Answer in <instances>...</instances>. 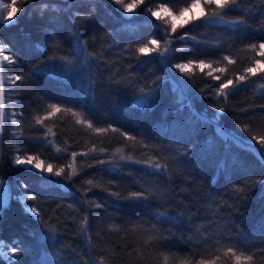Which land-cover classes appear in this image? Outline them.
Listing matches in <instances>:
<instances>
[{"label":"trees","instance_id":"obj_1","mask_svg":"<svg viewBox=\"0 0 264 264\" xmlns=\"http://www.w3.org/2000/svg\"><path fill=\"white\" fill-rule=\"evenodd\" d=\"M191 3L26 0L0 23V264H264V0Z\"/></svg>","mask_w":264,"mask_h":264},{"label":"snow or ice","instance_id":"obj_2","mask_svg":"<svg viewBox=\"0 0 264 264\" xmlns=\"http://www.w3.org/2000/svg\"><path fill=\"white\" fill-rule=\"evenodd\" d=\"M26 2V0H19V5H17V0H11V3H3L0 2V23L3 24H9V23H14V17L16 15L17 12H19L22 9L23 4ZM114 2L119 5L122 10L126 13H131L133 12L137 7H139V5L142 3V0H130L129 3H125V0H114ZM205 5H216V9L217 10H213L212 11V18H221L222 19V14L221 11H219V9H225V8H231V6L236 5L237 4V0H219V2H217V0H203ZM201 5V0H192V3L185 8L179 9L178 10V17H182L184 15L185 12H189L192 9L199 7ZM46 7V6H45ZM163 7V6H162ZM146 11L151 12L152 15H156V12H154L151 8L146 9ZM164 11L168 12L169 16H172L173 13L171 12V10L164 8ZM201 12L203 13V8L201 9ZM195 13H193V19H195ZM160 19H163V17H160ZM166 24L167 23H171V21H164ZM185 23H187V21H185ZM235 23H244V21L240 20V21H236ZM183 25H181L182 27ZM176 27L177 25L175 23H171V30L173 32L176 31ZM181 39H183L184 37L181 36ZM152 44H156V41L153 40L151 41ZM7 46L0 43V80H2L4 78V67L5 65L2 63L4 61L7 62V64H12L15 63L14 58L9 57L4 55L3 53V49H5ZM251 49L255 50L256 49V45L252 44L249 46ZM259 48L264 50V43H261L259 45ZM146 50L148 51H154L155 49H148L147 45H144L142 47H140L138 49L139 52H145ZM167 50V49H165ZM260 55L264 56V51H262L260 53ZM224 59H228V57H224ZM231 62V61H230ZM191 63V61L189 62V64ZM257 63H259V61H257ZM200 66H204V62L200 61ZM176 67L178 69H180L181 71H184L185 68L188 67V65L186 64H178L176 65ZM210 67V65H209ZM222 71V69H221ZM246 71L251 72L253 71L251 68L246 69ZM9 79H11V77H9ZM21 77L19 75L15 76V80H20ZM217 79H219V77H217ZM241 80L244 79L243 76L240 77ZM232 81L228 80L226 83L220 85L219 87V94L220 95H224L226 96L227 93L224 92V89L228 87L229 84H231ZM49 107L54 111V112H58L60 111V107L56 104H51L49 105ZM3 109V104L2 102H0V110ZM219 111L223 112L224 109L221 108L219 109ZM75 115V113H74ZM38 122H39V118H37ZM13 123H16V121H13ZM89 127H91V124H89ZM97 131H103L98 129ZM253 139H255V137H253ZM261 145H264V138L261 139L260 141ZM75 156V154H73ZM261 157L262 159H264V153H261ZM16 164H24L25 160H22L19 156H17L15 158L14 161ZM27 163L31 164L32 163V157H28L27 158ZM155 167H160L159 165H154ZM36 167H39V165H36ZM51 170V166L49 165V169ZM61 171H63V169H61ZM57 175L60 174V172L56 173ZM75 174V169H73V173ZM89 184L92 183V181H88ZM140 195H142L141 193H131L130 196L131 197H139ZM27 200H33L35 199V197L33 196H27L26 197ZM28 211L32 212L35 215H39V213L37 212V210L35 208H29ZM86 224H87V217H85L84 221L81 223V229L84 230L86 228ZM111 227V226H110ZM149 239H155V237H149ZM5 247L4 243L2 241H0V255H3L2 249ZM17 249L15 247L12 248V252H16ZM217 251L219 252L220 249H217ZM226 256L231 254V256L234 258V262L235 264H249V262H251L253 260V254H248L245 255L243 252H240L239 254H237L233 248L229 247L226 252L224 253ZM217 259H219V257H217ZM165 260H168V257L165 256ZM11 264V262H10ZM101 264H103V259L101 260ZM181 264H191L190 260H183L181 262ZM198 264H215V260L212 261H207V260H200L198 261Z\"/></svg>","mask_w":264,"mask_h":264},{"label":"water","instance_id":"obj_3","mask_svg":"<svg viewBox=\"0 0 264 264\" xmlns=\"http://www.w3.org/2000/svg\"><path fill=\"white\" fill-rule=\"evenodd\" d=\"M0 102H2L3 104V109L0 110V140H1L7 123L4 78L0 80Z\"/></svg>","mask_w":264,"mask_h":264},{"label":"rangeland","instance_id":"obj_4","mask_svg":"<svg viewBox=\"0 0 264 264\" xmlns=\"http://www.w3.org/2000/svg\"><path fill=\"white\" fill-rule=\"evenodd\" d=\"M197 8L198 7L194 8V9H197ZM186 13H190V11L189 12H186ZM83 68L84 67H82L81 69H83ZM70 72H71V69L67 67L65 73L67 75H69ZM78 78H79L78 80L81 81L82 77L79 76ZM8 198H9V193L7 191V187L4 186L3 184H0V211H1L2 206H4L7 203ZM2 252H3V255H0V257L5 258V259H8L10 253H8V251L5 250V248L2 249Z\"/></svg>","mask_w":264,"mask_h":264},{"label":"bare ground","instance_id":"obj_5","mask_svg":"<svg viewBox=\"0 0 264 264\" xmlns=\"http://www.w3.org/2000/svg\"><path fill=\"white\" fill-rule=\"evenodd\" d=\"M4 53V52H3ZM3 63V62H2ZM6 99V98H5ZM5 102H6V100H5ZM8 191V190H7Z\"/></svg>","mask_w":264,"mask_h":264}]
</instances>
